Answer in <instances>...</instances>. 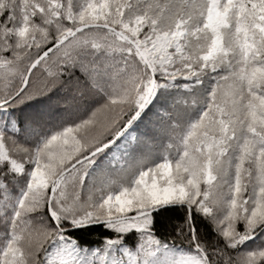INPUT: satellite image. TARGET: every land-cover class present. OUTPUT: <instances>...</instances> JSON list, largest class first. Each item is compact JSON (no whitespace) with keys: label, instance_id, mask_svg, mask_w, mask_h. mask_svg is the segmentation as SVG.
Here are the masks:
<instances>
[{"label":"snow or ice","instance_id":"6c2138e0","mask_svg":"<svg viewBox=\"0 0 264 264\" xmlns=\"http://www.w3.org/2000/svg\"><path fill=\"white\" fill-rule=\"evenodd\" d=\"M0 264H264V0H0Z\"/></svg>","mask_w":264,"mask_h":264}]
</instances>
